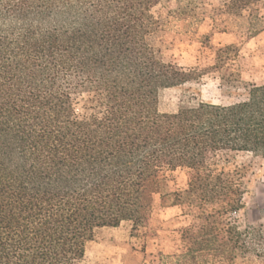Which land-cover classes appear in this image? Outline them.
I'll return each mask as SVG.
<instances>
[{
  "label": "trees",
  "instance_id": "obj_1",
  "mask_svg": "<svg viewBox=\"0 0 264 264\" xmlns=\"http://www.w3.org/2000/svg\"><path fill=\"white\" fill-rule=\"evenodd\" d=\"M164 1L0 0V264H81L100 229L146 228L179 167L193 172L173 205L198 214L180 231L178 264L264 259V223L231 216L245 208L246 174L208 168L220 154L264 158V83L230 66L233 43L202 70L165 60L166 20L155 13ZM262 1L224 0L220 32H263ZM194 7L173 14L195 17ZM211 71L246 93L159 111L163 89Z\"/></svg>",
  "mask_w": 264,
  "mask_h": 264
},
{
  "label": "rangeland",
  "instance_id": "obj_2",
  "mask_svg": "<svg viewBox=\"0 0 264 264\" xmlns=\"http://www.w3.org/2000/svg\"><path fill=\"white\" fill-rule=\"evenodd\" d=\"M223 1L167 0L155 8V13L166 20L158 41L163 57L185 69L202 70L214 64L215 47L233 43L239 52L229 62L230 66L244 82L264 83V31L249 37L236 24H231L227 32H220L223 26L217 24L219 16L216 17L215 9L221 7ZM189 2L195 6V17L173 14L178 6ZM260 8L264 15V0ZM245 93L242 87L227 90L220 74L211 71L199 79L163 89L158 108L160 112H175L181 106L198 101L230 103ZM86 98L87 94L77 96L79 113L85 112ZM208 168L215 171L240 169L245 173L248 180L245 208L231 216L239 218L241 223H264V158L247 152L220 154L209 162ZM192 172L186 167L168 171L163 190L167 198L162 201L160 195L156 196L149 225L138 233H133L130 222L100 229L88 244L81 264H178L176 256L184 244L180 231L195 221L198 209L188 202L173 205L174 193L187 188ZM236 264H264V259L240 258Z\"/></svg>",
  "mask_w": 264,
  "mask_h": 264
}]
</instances>
